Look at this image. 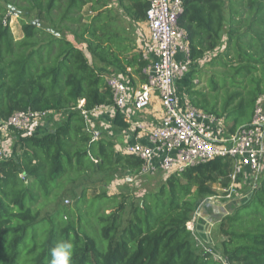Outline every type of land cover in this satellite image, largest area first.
I'll list each match as a JSON object with an SVG mask.
<instances>
[{
	"label": "trees",
	"instance_id": "16d2710c",
	"mask_svg": "<svg viewBox=\"0 0 264 264\" xmlns=\"http://www.w3.org/2000/svg\"><path fill=\"white\" fill-rule=\"evenodd\" d=\"M112 2L130 19L146 20L148 0L0 1V121L28 110L65 115L42 135L13 133L12 156L0 164V264H51L61 241L73 246L70 264H264V177L220 223L217 258L188 228L200 202L216 196L213 186L229 175L224 158L168 176L140 202L102 191L86 205L89 185L131 179L144 166L100 128L95 140L83 115L114 106L104 70L129 77V69L145 65L141 56L129 58L137 48ZM11 10L37 14V21L21 20V40L11 32ZM180 25L191 50V105L224 119L230 133L250 124L264 96V0H185ZM211 54L206 65L214 72L207 89L197 90L199 66ZM113 126L131 129L118 108ZM78 188L75 208L61 207Z\"/></svg>",
	"mask_w": 264,
	"mask_h": 264
},
{
	"label": "built area",
	"instance_id": "2783aa9c",
	"mask_svg": "<svg viewBox=\"0 0 264 264\" xmlns=\"http://www.w3.org/2000/svg\"><path fill=\"white\" fill-rule=\"evenodd\" d=\"M148 2L145 23L149 35L139 50L145 63L142 68L145 81L134 88L128 77L115 72L105 74L114 106H102L92 112L85 111L83 115L96 140L101 131L94 117L100 111L118 108L125 119L133 123L138 114L148 112V107L158 100L159 121L156 124L137 123L132 135L125 133L128 137L119 151L143 160L142 173L161 172L166 177L224 158L232 165L228 187L210 199L232 201L241 194L243 182L254 189L264 173V96L257 101L251 123L235 133L221 128L223 119L192 106L188 96L182 94L180 85L192 68L189 38L180 25L185 0ZM53 113L28 110L15 113L6 122L0 121V164L12 156L14 132L36 134L37 123ZM194 221L188 224L192 231Z\"/></svg>",
	"mask_w": 264,
	"mask_h": 264
},
{
	"label": "rangeland",
	"instance_id": "374dc122",
	"mask_svg": "<svg viewBox=\"0 0 264 264\" xmlns=\"http://www.w3.org/2000/svg\"><path fill=\"white\" fill-rule=\"evenodd\" d=\"M1 1V0H0ZM112 6L115 8L116 13L118 14V22L121 24V26L126 30L127 32V36L128 38H130L136 45V50L132 51L130 53L129 58L131 60H137V62H139L140 60V46L141 43L144 41V39L149 35V31L147 28V25L145 23V21L143 22H136L132 19H130L128 16L125 15V13L119 8L118 4L116 2H112ZM90 6H87L85 8H83V14H91L90 11ZM10 28H11V32L14 36V38L16 40H21L23 38V32L21 30V20H26V21H37V14L36 13H32V14H25L24 12H20V11H10ZM226 14V18L228 21V10H226L225 12ZM46 26L50 29L53 30L54 26L50 21H46L45 22ZM227 28H228V23L225 25V29H224V35H223V42L225 43L227 40L226 37V32H227ZM64 35H66L70 40H72L77 46L82 47L83 49L85 48V46L74 39L73 36H71L69 33H67V31H63L62 32ZM213 55L211 54L209 57H207V59H205L204 61H202V63L199 66V76H197V90L200 89H207V79L213 74L214 70L210 69V66L206 65V62L209 61V59L212 57ZM89 59L91 62H93L94 64L100 66V64L93 59L90 55H88ZM131 73V76H129L128 78L130 79V83L134 88H137L139 85H141L144 81H145V76L142 72V66H138L135 65L134 69H130L129 71ZM109 74V73H108ZM120 75V74H119ZM188 78L184 81H181V92L184 95L188 96V91L192 85V78H190V75L187 76ZM155 108V107H154ZM153 106L148 107V112H144L143 114H138L134 120L133 123L131 124V129L130 131H128L127 134L132 135L133 131L135 130L136 124L143 122V123H153L156 124L159 121V116H160V106L158 105L157 111H154ZM109 109L106 110H102L99 113H97L94 117L95 120V124L97 128H100V130L105 131L109 138L112 139L113 141H115L117 143V149L119 150L120 148H123V144L126 140V138L128 137L126 134L122 133V132H115V127L113 126V114L109 113ZM65 119V115L63 114H51L49 115V117L47 119H45L42 122L37 123V127L36 130H34V133H36V135H42L46 132H48L49 130L54 129L55 127H57L58 125H60L63 120ZM224 119L221 122V128L225 129V123ZM223 129V131H224ZM232 165L231 163H229V168L231 169ZM128 177H130L131 179H117V177H115V179L107 181L104 184H100L98 185L96 188L92 187V186H88L86 189L87 192V203L88 201L93 199L97 194H99L102 191H106L110 196L113 194H119V193H124L127 195L132 196L135 201L140 202V200H142V198L151 192H155L158 190V188L165 183L167 177L166 175H164L161 172H154V173H150V172H143L140 175H136V176H132L128 175ZM264 177V173L261 175L259 181ZM120 178V177H119ZM229 183V182H228ZM247 184H243L242 185V189L240 190V195L239 198H244V200L248 197L247 194L249 192V190H246ZM75 192L72 195H67L64 200L61 202L60 206H72L73 208H75V200H77L82 192V188H78L76 190H74ZM221 194L223 193L222 191H219ZM214 197V196H213ZM213 197H208L203 199L200 202V205L197 209V211L195 212V214L192 217V220L194 219L195 221L197 220H201L203 217H206V221L202 220L208 224H206L209 228V230L207 231L208 234V238H210V244L207 249L208 253L213 255L214 258L218 257V246H219V240L221 238H224L221 233H220V228L219 225L222 222V220L225 218L223 216H225V214L223 215V213L221 212H214V209H218V205L223 204L224 202L222 201V199H217L214 198L213 200L210 198ZM244 202V201H242ZM226 203V202H225ZM223 207V206H222ZM208 210L207 214H203L202 210L203 209ZM208 208V209H207ZM224 210V208L222 209ZM47 211H53V208H50L48 210H45V212ZM227 213V212H226ZM229 213V212H228ZM228 216V215H227ZM191 220V221H192ZM212 237H211V235ZM199 243H201L199 241ZM211 249V250H210Z\"/></svg>",
	"mask_w": 264,
	"mask_h": 264
},
{
	"label": "crops",
	"instance_id": "0c3cea01",
	"mask_svg": "<svg viewBox=\"0 0 264 264\" xmlns=\"http://www.w3.org/2000/svg\"><path fill=\"white\" fill-rule=\"evenodd\" d=\"M103 70V69H102ZM105 72H108V73H111L112 71H110V70H104ZM187 79V78H186ZM185 79V80H186ZM182 86V85H181ZM158 105L160 106V103H159V101L158 100H154V104H153V108L155 107V108H157L158 107ZM154 108V111L156 110ZM161 109V108H160ZM110 111H111V113L112 114H114V111L113 110H111L110 109ZM110 111H109V113H110ZM125 134V133H124ZM130 139V138H129ZM243 184L245 185L246 184V182L244 183L243 182ZM247 186H248V183H247ZM227 187H228V176L227 177H222L219 181H218V183L217 184H215L214 186H213V189L217 192V195H219V194H221L219 191H225L226 189H227ZM246 187V186H245ZM247 189L246 190H248L249 189V186L248 187H246ZM242 201H244V198H236V199H234V200H232V201H228V202H226V203H223V204H221V205H218V209H214V212H221V213H223V215L225 214V216H223V217H226L227 215H229L231 212H233V210L236 208V207H238L240 204H242L243 202ZM223 206V207H222ZM224 208V210H222ZM208 209V208H207ZM207 211L208 210H206L205 208L202 210V212H203V214L205 215V214H207ZM227 212V213H226ZM229 212V213H228ZM202 220H207L206 219V217H203L201 220L199 219V220H197V221H194V224H193V226H194V230H195V232L197 233V237H198V239L199 240H201V241H206V242H209L210 243V238H208L209 236H208V234H207V231L209 230L208 228V226L206 225V224H208V223H206V222H204V221H202ZM211 235V234H210ZM211 237H212V235H211ZM224 238H221L220 240H219V242L220 241H222Z\"/></svg>",
	"mask_w": 264,
	"mask_h": 264
},
{
	"label": "clouds",
	"instance_id": "9594fccd",
	"mask_svg": "<svg viewBox=\"0 0 264 264\" xmlns=\"http://www.w3.org/2000/svg\"><path fill=\"white\" fill-rule=\"evenodd\" d=\"M72 244L68 241H61L52 249L51 264H70L72 257Z\"/></svg>",
	"mask_w": 264,
	"mask_h": 264
}]
</instances>
